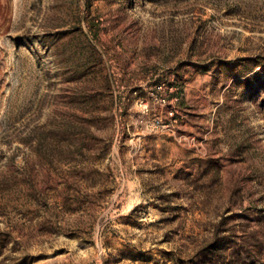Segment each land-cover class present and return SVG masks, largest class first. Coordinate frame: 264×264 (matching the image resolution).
<instances>
[{"label":"rangeland","instance_id":"374dc122","mask_svg":"<svg viewBox=\"0 0 264 264\" xmlns=\"http://www.w3.org/2000/svg\"><path fill=\"white\" fill-rule=\"evenodd\" d=\"M0 264H264V0H0Z\"/></svg>","mask_w":264,"mask_h":264}]
</instances>
